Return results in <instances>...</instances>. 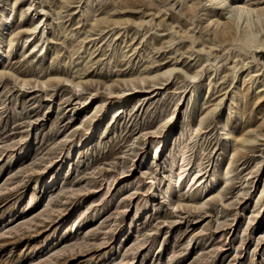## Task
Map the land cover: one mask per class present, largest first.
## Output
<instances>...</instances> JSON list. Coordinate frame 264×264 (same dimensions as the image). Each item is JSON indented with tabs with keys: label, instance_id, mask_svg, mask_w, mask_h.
<instances>
[{
	"label": "rangeland",
	"instance_id": "1",
	"mask_svg": "<svg viewBox=\"0 0 264 264\" xmlns=\"http://www.w3.org/2000/svg\"><path fill=\"white\" fill-rule=\"evenodd\" d=\"M225 1L0 0V264H264V15Z\"/></svg>",
	"mask_w": 264,
	"mask_h": 264
},
{
	"label": "bare ground",
	"instance_id": "2",
	"mask_svg": "<svg viewBox=\"0 0 264 264\" xmlns=\"http://www.w3.org/2000/svg\"><path fill=\"white\" fill-rule=\"evenodd\" d=\"M171 1H172V4L176 3L177 5L183 3V0H171ZM206 1L213 2L215 8H220V7L225 6V2H226L225 0H206ZM9 2H10V0H6V6L3 8L2 12H1V16L3 19V25L6 26L4 29V30H6V32L9 31V27L11 25L10 8L7 6V4ZM245 2H246V0H237L233 4L227 5L228 20H230L232 23H234L233 26L235 24L237 26L238 22L241 20L246 21V23L250 24V26H251L252 23L254 22V19H256L261 24V20L259 17L261 15H264V6L262 8H256V7H253V6L246 4ZM160 6H162V5H160ZM209 20H211V22H213V24L216 27L213 30L214 35L218 31L217 30L218 26H220V28H222V29H225V32L231 27L228 23H225V22H223L222 23L223 25H221L219 18L211 19L209 17ZM235 32H236V30H235ZM249 34L250 35L248 36V40L252 46H254L255 48L264 46L263 45L264 38L259 37L257 39V37H256L257 32H254L252 27H251ZM216 40H215V42H216ZM224 129L226 130L225 144L227 146V149H231V143L233 141V135H232L231 131L228 129V127H226V125H225ZM247 140H248V138L241 139L242 142H245ZM178 158L183 161V153L182 152H180L178 154ZM182 168H183V163L181 162L177 165V169H178L177 177L174 178V181H175L177 186H179V184H180L179 180L182 177V171H183ZM226 171H227V168H226Z\"/></svg>",
	"mask_w": 264,
	"mask_h": 264
}]
</instances>
